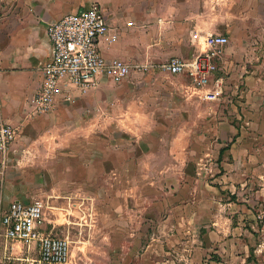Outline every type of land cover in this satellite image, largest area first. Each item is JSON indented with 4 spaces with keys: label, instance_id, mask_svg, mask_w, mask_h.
Listing matches in <instances>:
<instances>
[{
    "label": "rangeland",
    "instance_id": "374dc122",
    "mask_svg": "<svg viewBox=\"0 0 264 264\" xmlns=\"http://www.w3.org/2000/svg\"><path fill=\"white\" fill-rule=\"evenodd\" d=\"M224 1L237 21L227 43L256 44L227 74L218 56L226 47L213 51L211 101L193 95L187 78L167 77L166 56L154 74L130 70L110 83L116 97L94 132L45 122L16 131L0 180V216L14 200L40 203L44 232L70 241L69 264H264V68L250 80L235 75L241 61L264 62V0ZM125 86L137 101L134 127L118 121L128 112ZM190 214L212 216L227 230L226 253L209 223L183 238L157 232L168 216ZM8 244L25 255L24 245Z\"/></svg>",
    "mask_w": 264,
    "mask_h": 264
},
{
    "label": "crops",
    "instance_id": "0c3cea01",
    "mask_svg": "<svg viewBox=\"0 0 264 264\" xmlns=\"http://www.w3.org/2000/svg\"><path fill=\"white\" fill-rule=\"evenodd\" d=\"M92 4L100 8L109 25L104 41L107 42L111 35L116 36L112 43L103 44L104 55L122 60L134 74H154L155 66H159L156 63L166 56L191 61L207 51L206 40L209 36L227 38L225 35L237 27V21L229 19L228 4L224 0H0V126L10 127L15 134L33 122H45L46 126L52 125L54 128L73 124L83 132L95 131L100 124V115L107 114L104 113V104H110L109 100L116 97L109 86L114 82L110 80L101 79L95 89L85 93L63 88L55 97L52 108L39 115L32 112V101L42 90L41 69L51 54L47 37L48 23L65 14L86 9ZM255 44L254 41L250 43L249 40L239 38L221 47L220 49L226 48L224 53L218 54L221 60L219 70L224 74L234 72V60L238 55L247 53L246 49ZM254 50L251 48L248 54ZM189 52L193 53L191 59L184 57ZM254 57L247 63L248 66L241 61V74L235 75L244 74L246 80L253 79L255 71L264 68V62L258 65V60H254ZM168 61L160 66L167 77L170 75L164 70V66ZM212 75L207 85L198 88H195L188 75L178 77L188 79V89L193 95L211 101L206 95L212 94L209 84ZM130 89V86L124 87V109L128 112L124 114L125 120L118 121L134 127L135 119L131 117V110L132 104L137 101L132 102L128 97L132 93ZM169 93L173 94L172 91ZM110 121L111 118L107 115L104 122L110 126ZM208 217L209 219L201 221L197 214L168 216L166 225L160 224L157 232L164 236L183 238L194 235L196 227L200 228L201 223H209L210 228H213L209 230L211 237L215 233L220 235L219 254L226 253L224 247L227 243V230L217 229L214 218ZM42 225L44 232L46 225ZM155 242L156 240L151 241L146 250L156 246ZM16 255L10 250V244L0 241V264ZM205 263L212 264L211 261Z\"/></svg>",
    "mask_w": 264,
    "mask_h": 264
},
{
    "label": "built area",
    "instance_id": "2783aa9c",
    "mask_svg": "<svg viewBox=\"0 0 264 264\" xmlns=\"http://www.w3.org/2000/svg\"><path fill=\"white\" fill-rule=\"evenodd\" d=\"M108 32L107 19L96 4L48 23L51 54L41 69L42 90L32 101L33 114L39 115L52 108L55 97L63 88L85 93L95 89L101 79L118 83L127 77L129 67L102 51L103 44L116 39L111 35L105 42ZM227 42L223 36H209L205 53L191 61L171 57L164 70L170 76L188 75L195 88L204 87L216 70L213 62L216 53L213 51ZM206 97L213 99L214 95L207 94ZM14 140L15 131L8 126H0V180ZM42 223L40 203L14 200L8 204L0 216V241L22 244L26 253L3 264H69L70 241L45 234ZM31 247L36 249L35 258L29 256Z\"/></svg>",
    "mask_w": 264,
    "mask_h": 264
}]
</instances>
